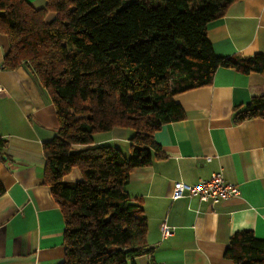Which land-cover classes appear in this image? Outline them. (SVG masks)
<instances>
[{
  "label": "trees",
  "instance_id": "1",
  "mask_svg": "<svg viewBox=\"0 0 264 264\" xmlns=\"http://www.w3.org/2000/svg\"><path fill=\"white\" fill-rule=\"evenodd\" d=\"M236 0H0L8 39L2 67L25 66L47 91L58 129L42 144L43 182L64 222L58 264H135L149 254L147 218L126 189L129 173L161 156L153 135L184 117L178 93L209 85L217 68L264 77V56H217L210 22ZM233 121L264 118V93L235 107ZM132 130L128 153L93 134ZM0 139V161L4 160ZM76 168L77 180H66ZM4 188L0 183V195ZM224 256L264 264V241L233 233Z\"/></svg>",
  "mask_w": 264,
  "mask_h": 264
},
{
  "label": "crops",
  "instance_id": "2",
  "mask_svg": "<svg viewBox=\"0 0 264 264\" xmlns=\"http://www.w3.org/2000/svg\"><path fill=\"white\" fill-rule=\"evenodd\" d=\"M42 7L45 0H27ZM207 39L217 56H264V0H236L210 22ZM8 39L0 32V264H58L64 257V222L43 182L42 144L57 132L55 109L30 71L2 67ZM264 93V77L217 68L209 85L174 96L184 117L154 132L161 149L150 164L136 167L126 189L147 218L149 254L135 264H233L224 256L230 236L248 229L264 241V118L233 121L235 107ZM130 130V129H129ZM127 128L96 132L95 144L128 153ZM221 169L239 194L215 204L195 196L171 199L174 181L194 184ZM76 168L65 177L77 180ZM162 222L173 233L161 235Z\"/></svg>",
  "mask_w": 264,
  "mask_h": 264
},
{
  "label": "built area",
  "instance_id": "3",
  "mask_svg": "<svg viewBox=\"0 0 264 264\" xmlns=\"http://www.w3.org/2000/svg\"><path fill=\"white\" fill-rule=\"evenodd\" d=\"M3 88L0 85V93ZM239 194L237 185L228 182L224 179L222 170L219 169L210 174L207 179H200L194 184H189L183 181H174L172 191L170 194L171 199H178L181 197L195 196L201 202H211L213 204ZM161 235L167 237L173 233V227L165 222L159 226Z\"/></svg>",
  "mask_w": 264,
  "mask_h": 264
},
{
  "label": "rangeland",
  "instance_id": "4",
  "mask_svg": "<svg viewBox=\"0 0 264 264\" xmlns=\"http://www.w3.org/2000/svg\"><path fill=\"white\" fill-rule=\"evenodd\" d=\"M128 129V128H127ZM129 130V129H128ZM130 131V130H129ZM102 132H104V131H102ZM131 132H132V130H131ZM93 137H95V134H93ZM117 147V146H116ZM118 148H120V147H118ZM121 150H123L122 148H120Z\"/></svg>",
  "mask_w": 264,
  "mask_h": 264
}]
</instances>
